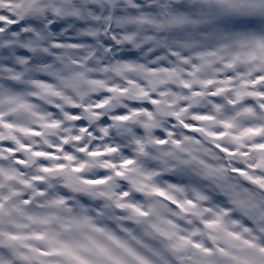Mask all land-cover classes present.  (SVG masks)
<instances>
[{
    "label": "snow or ice",
    "instance_id": "obj_1",
    "mask_svg": "<svg viewBox=\"0 0 264 264\" xmlns=\"http://www.w3.org/2000/svg\"><path fill=\"white\" fill-rule=\"evenodd\" d=\"M202 22L185 0H0V264H264V32L236 21L178 38ZM111 57L102 70L138 75L128 83L139 102L101 119L108 101L86 97L105 85L91 78L94 65ZM133 116L149 131L166 116L168 130L144 139L222 196L170 177L165 187L145 183L152 176L126 149L103 167L122 180L134 173L136 190L156 199L97 190L111 177H85L79 160L121 152L109 121ZM101 137L104 148L92 150ZM135 144L146 154L142 139ZM80 192L115 202L90 209L70 195Z\"/></svg>",
    "mask_w": 264,
    "mask_h": 264
},
{
    "label": "clouds",
    "instance_id": "obj_2",
    "mask_svg": "<svg viewBox=\"0 0 264 264\" xmlns=\"http://www.w3.org/2000/svg\"><path fill=\"white\" fill-rule=\"evenodd\" d=\"M187 6L192 10L194 18L201 19V14L203 22L198 24L195 28L187 27L180 30V37L185 39H200L201 34H211L216 31L223 30L225 25L236 22V21H245L249 24L250 30L264 32V3H261V0H236L235 6L227 7L217 3V0H185ZM7 10V9H5ZM130 51H136V59L143 61L144 52L143 50H136L129 48ZM115 62V57H111L101 62L100 65H94L95 72L92 73L91 78H96L103 80L105 85L103 88H97L94 91L89 90V95L86 97V102L91 105L96 102V97L100 96L102 99L108 101L106 106L100 110V118L109 117L113 111H115L120 106H130L134 103L139 102L137 99L138 88L133 84L128 83L129 80L140 81L141 78L136 74H128L126 76H117L112 72H105L102 69L109 63ZM147 87V85H144ZM106 87L114 88H123L126 89L121 95L119 92L110 93L104 95V90ZM79 103L80 101L77 100ZM43 106V105H42ZM155 112V106L152 109ZM160 124L159 127L153 128L150 131L146 130L142 125L144 122L143 117L133 116L131 120L127 122H116L109 121L108 127L111 128L110 139L115 140L119 145L122 146V151L119 153L111 154L109 156H97L90 157L87 154H83L79 162L85 164L83 175L88 176H97L100 173H105L110 176L109 185L100 186L97 190H106L109 187L116 194V199H119V193L127 191L129 193L130 200H136L141 204H148L152 202L154 197H149L143 192H138L136 187L132 183V179L135 176L132 172H126V177L122 180L119 177L115 176V169H106L103 165L108 160L116 161L120 158H126L125 152L123 149H126L127 154H130L134 160L137 161L134 168H140L143 175H151V180H145V183H156L161 187H165L164 181L166 177L177 182H183L185 185H195L202 187L209 196L213 197L215 200L222 196V193L214 186V183L210 180L204 179L200 174L193 171L190 168H184L177 164V162L171 158H166L161 155V152L164 149H161L159 146L154 143H149L148 140L144 139L145 137H150L153 141L158 138V135L162 132H166L169 128V120L166 116H158ZM120 123L121 131H118L114 124ZM91 127L96 128L100 126V120L92 121L90 124ZM128 128L131 130V133L122 132V129ZM136 129H139V132H136ZM177 136L183 133V129L177 125L175 129ZM134 134V135H133ZM140 138L145 143V153L142 154L138 151V146L135 144V139ZM171 141V137H169ZM108 142L105 138L101 137L99 142L92 147L94 151H101L105 143ZM210 147V144H206ZM166 150L172 149L171 143L167 146ZM175 169V171H170ZM156 173H163L164 175H156ZM143 177H140L142 179ZM239 182V181H233ZM74 195L75 199L81 201L82 203L87 201L89 208H100L109 204H114L115 201L103 200V199H92L87 193H70ZM227 197L224 196L225 202H227ZM162 204H166L165 201H161ZM234 212L237 216L241 214V210L234 208ZM110 211H115L116 214H122L114 208ZM99 219V218H98ZM103 222L107 223L110 227H114L112 222L107 218H103Z\"/></svg>",
    "mask_w": 264,
    "mask_h": 264
}]
</instances>
